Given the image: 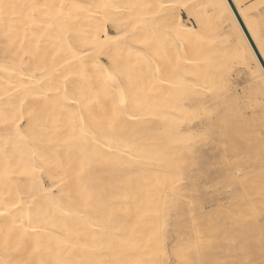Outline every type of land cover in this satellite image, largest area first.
<instances>
[{
	"label": "bare ground",
	"instance_id": "1",
	"mask_svg": "<svg viewBox=\"0 0 264 264\" xmlns=\"http://www.w3.org/2000/svg\"><path fill=\"white\" fill-rule=\"evenodd\" d=\"M232 1L246 31L256 44L257 26L253 22V15L242 9L241 0ZM62 2L87 6L99 3L100 0H0V98H7L6 101L0 99V111L5 108L6 103L17 105L24 100L25 115L31 111L37 118L41 115L45 118L50 116L53 124L58 125V129L53 127L47 139L40 144L29 138L8 139L0 134V264H16L17 261L28 259L55 261L60 257L53 238L60 235L65 224L73 223L72 218L62 217L58 211L47 213L46 209L42 210L44 196L39 187L33 184L31 174L36 165L43 163L41 153L51 157L59 150L65 157L70 156L73 164L78 159V148L75 144L61 143L72 131L69 114L74 111L71 107L62 110L61 105L71 104L73 86L78 82H69L67 101L60 100L56 89L60 86L62 76L77 70L79 64L88 65L90 75L95 73L102 77L103 69L94 63L93 49L79 44L77 36L87 37L94 34L101 22L108 20L104 26L106 35L115 40L122 33L112 27L111 20L114 18L122 22L120 27L136 24L138 37L147 35L159 23L154 14L159 13L163 17L173 11L169 8L161 10L158 8L159 4L185 3L192 7L175 11L179 12L185 28L197 33L200 31L202 39L195 41L196 37L193 38L191 33H188L179 45L169 41L168 55L172 58L181 57L178 68L165 72L167 82L156 84L151 93L131 109L140 119L125 120L121 124L122 140L117 144V151L111 155L103 154L102 160L92 161L91 178L106 189L108 210L113 215L108 235L115 242L114 247L124 249L123 259L134 260L147 256L148 253L140 251L139 246L155 227L166 223V238L168 241L173 239L170 243L182 238L195 242L197 229L205 232L202 239L211 243L202 249L204 259L225 261L228 264L249 257L259 261L264 248V218L259 215L261 209L259 210L258 206L262 200L257 201L256 197L259 195L245 198L243 193L248 190L245 181L248 174L243 172V178L237 175L238 170L244 169H226L225 176L230 184L228 188L227 185L222 186V192L219 188L215 189L220 190V193L211 198L214 203L210 209L202 203L199 187L195 193L191 191L197 155L204 156L215 144L213 139L197 143V127L193 123L198 121L199 127L205 131L208 122L193 119L194 109L203 104L209 105L211 100L213 110H217L216 105L221 104L223 100L221 88L224 89L225 79L230 76L225 75V68L214 69L204 60L210 41L222 31L225 32L223 23L215 26L209 22L211 10H217L219 6L214 0H109L140 6L129 7L116 16L99 17L93 14V10L88 9L79 13V19L74 15L67 22L64 18L55 19L58 9L53 7H39L35 10L24 7L52 6ZM146 5L152 7H145ZM228 13L234 29L232 35L235 37L239 28L247 36L229 0ZM262 15L264 13H261V18ZM262 19L264 21V17ZM249 22L255 23V27L252 24L249 29ZM47 23L53 26L48 28ZM62 24L70 27L74 33L71 39L78 48L77 55L81 57L79 64H66V61H72L73 57L64 47V41L60 39ZM104 39V36H100L101 41ZM232 40L235 41L239 57L242 59L243 49L238 40ZM248 42L252 45L249 40ZM199 46L204 48L199 50ZM119 48L123 49L122 43ZM110 50L115 52L118 49L116 45H111ZM100 63L107 65L104 58H100ZM262 67L263 65L257 62L255 67L251 65L248 70L255 74V79L258 76L256 73H260L255 83L264 95ZM94 83L99 84V81ZM209 89L211 91H208ZM197 92L203 99L194 104L193 96ZM202 94H209L212 98L208 100ZM24 127L25 125L21 124V128ZM24 135L27 137V133ZM189 140L192 143H189ZM98 151L103 153L102 149ZM44 184L48 187L49 181L45 180ZM180 197L184 199L180 200L177 210L174 207V198ZM29 204L32 205L31 209ZM263 211L264 209L262 213ZM92 218H97L95 213ZM193 221L196 222L195 229ZM224 245L229 247V254L218 249ZM33 247H39V252L33 253ZM109 255L104 253L105 257ZM74 258L102 257L77 250Z\"/></svg>",
	"mask_w": 264,
	"mask_h": 264
},
{
	"label": "snow or ice",
	"instance_id": "2",
	"mask_svg": "<svg viewBox=\"0 0 264 264\" xmlns=\"http://www.w3.org/2000/svg\"><path fill=\"white\" fill-rule=\"evenodd\" d=\"M139 6L100 0L99 3L87 6L62 2L52 6L25 5L24 7L33 10L39 7L44 9L53 7L58 9L55 19L64 18L67 22L74 15L76 19H79V13L88 9L93 10V14L99 17L100 15L116 16L129 7ZM221 6L227 13L228 0H222ZM145 7L152 6L146 5ZM191 7L186 3L159 4V9L169 8L173 11L163 17L159 13L154 14L159 23L152 32L140 37L136 34V24L120 27L122 22L115 18L111 20V25L122 33L115 40L106 35L104 26L109 22L108 20L102 21L95 29L94 34H89L87 37L78 35L79 44L93 49L92 59L96 65L103 69L102 77L95 73L90 75L89 66L79 64L81 57L77 55L78 48L74 46V41L71 39L74 33L70 27L63 24L60 26V39L64 41V47L73 57V60L66 61V64L69 66L73 62L79 64L77 70L62 76L60 86L56 89L60 100L67 101L69 82H78L73 86L71 104L61 105L62 110L66 107L74 109L69 114L72 131L61 143L64 145L75 144L78 148V159L73 164L71 157H65L59 150L51 157L41 153L43 163L33 168L31 180L34 185L39 187L44 196L42 210L46 209L47 213L58 211L62 217L72 218L73 223L65 224L60 235L53 238L60 258L55 261L28 259L17 261L16 264H228L225 261L202 258L203 247L210 244L211 241L202 239L206 233L198 229L195 242H189L186 238H174L175 243H170L165 235L166 223L155 227L145 242L139 246L140 251L148 253L147 256H141L134 260L123 259L124 249L114 247L115 242L108 235L113 215L108 210L106 189L100 187L99 182L91 178L92 161L94 159L102 160L103 154L111 155L117 151V144L122 140L121 124L125 120L140 119L131 109L142 98L150 94L156 84L167 82L164 77L165 72L175 71L178 68L181 57L172 58L168 55L169 41L179 45L185 34L191 33L193 38L199 35V33L185 28L179 12L175 11L176 9L183 11ZM65 12H67L66 17ZM30 15H32L31 12ZM46 26L51 28L53 25L47 23ZM251 28L252 24L249 22V29ZM253 35H255L254 32ZM100 36H104L105 39L101 41ZM234 39L238 40L243 49L242 59L245 65L251 64L255 67L257 62L264 65V26L261 27V31L256 37L255 45L249 44V38L239 28L236 30ZM121 43L123 49L119 48ZM111 45H116L118 50L111 51ZM100 58L106 59V66L100 63ZM262 72H264V67H262ZM95 81H99V84H95ZM0 99L6 101L7 98ZM193 103H198V97L195 95ZM24 104V100H21L17 105L5 104V108L0 111V134L8 139L12 137L29 138L37 144L43 143L52 132L53 127L58 129V125L53 124L50 116L45 118L44 115H41L40 118H37L31 111L25 115ZM193 119L208 122L207 130L202 131L198 137L202 141L210 139L213 134L229 135V118L221 116L219 111L210 110L207 104L194 109ZM21 124H24L25 127L21 128ZM261 124L262 141H264V115L261 117ZM25 133H27V137H25ZM189 143L192 141L189 140ZM99 149H102L103 153L98 151ZM261 152L259 191L262 200H264V147ZM237 175L240 178L244 177L243 171L238 170ZM45 180L49 181L48 187H45ZM239 182L238 180L237 183ZM198 186L199 178L194 176L191 191L195 193ZM254 187L253 185V189ZM182 199L184 197L174 198V207L177 210ZM28 207L31 209L32 205L29 204ZM93 213L96 214V219L92 218ZM165 219H167L166 214ZM193 227L196 228L195 221H193ZM77 250L99 255L102 258L76 259L74 255ZM32 252L38 253L39 247H33ZM106 252L110 254L107 257L104 256ZM113 252L117 254L111 255ZM231 264H264V248H262L259 261H254L249 257L246 260L231 262Z\"/></svg>",
	"mask_w": 264,
	"mask_h": 264
},
{
	"label": "rangeland",
	"instance_id": "3",
	"mask_svg": "<svg viewBox=\"0 0 264 264\" xmlns=\"http://www.w3.org/2000/svg\"><path fill=\"white\" fill-rule=\"evenodd\" d=\"M241 1L240 5L242 6L246 0ZM214 2L219 7H217V10H211L212 16L210 17L209 22L211 25L215 26L223 23V25H225V32L222 31L220 35L215 36V38L210 41L209 50H207L204 60L207 61L209 67L212 66L214 69L223 67L227 71L225 75H230L229 77L226 76V78H228L227 80L225 79V87L224 89L222 87V90L220 91L221 94H223V100L221 101V104L216 105V111H219L221 115L224 113L222 116H227L229 118L230 132L227 136L223 134H213V136L207 141L213 139L215 141L214 146L211 147L209 149L210 151H208L204 156L198 157V154L196 158L197 164L195 165L196 168L192 174L193 176L195 175V177L199 178V194L201 196L202 203L208 209H210V206L214 203L211 198H214L218 193H220L219 191L222 186L227 185L228 188L230 184V181L227 182L229 180L228 177L225 176V172L227 171L226 169L228 168L230 171L232 169H244V171H242L245 174H248L246 175L247 179L245 180L247 181L246 188H248V190L243 193L245 198L248 199V197L259 195L256 198L258 199V202H261L262 199H260L261 194L259 191V178L262 166L261 150L262 147H264V141H262L261 134V117L264 115V95L260 92V88H258L259 86L255 83L257 77H260V73H256L258 76H256L255 79V74L248 70V67L251 66V64L245 65L243 59L239 57V51L236 49L235 41L232 40L234 39V36L232 35L234 29H232L228 18L229 13H226L222 8V0H214ZM255 7L258 10L255 9ZM242 9L245 12L247 11L248 14L253 15V22L256 23L257 28L255 27V23L252 24H254L253 26L255 27L257 31L256 35L258 36L261 31V27L264 26V21L262 19L264 15H262L261 18V13H264V0H256L247 7L242 6ZM184 16L186 18V14H184ZM258 19L260 20V23ZM198 33L199 35L196 36L194 40L199 42L202 39V33L200 31H198ZM199 47V50L204 48V46ZM202 95L208 100L212 98H210L209 94ZM195 96L198 97V101L203 99L199 92H197ZM210 101L208 106H210L211 110H213L214 105L212 102L210 103ZM235 109L236 111H234ZM232 113L233 115H230ZM193 124L197 127V136L195 137L197 138V143H199L202 141L198 138L201 135L202 129L199 127L200 123H198V121ZM253 185L255 186L254 189ZM216 188H219L220 190L215 191ZM224 195L226 196V193ZM224 195L219 196L225 197ZM232 197L233 195L231 198ZM259 204V210L261 209V214L259 215H261L263 219V200L262 203ZM220 230L221 232L223 231L221 228ZM263 231L264 229H262V233H264ZM172 240L173 239L170 238L169 241L171 242ZM218 249H220V251H226L227 254L230 253L228 251L229 247L226 245L223 247L220 246Z\"/></svg>",
	"mask_w": 264,
	"mask_h": 264
},
{
	"label": "water",
	"instance_id": "4",
	"mask_svg": "<svg viewBox=\"0 0 264 264\" xmlns=\"http://www.w3.org/2000/svg\"><path fill=\"white\" fill-rule=\"evenodd\" d=\"M229 2H230V4H231L233 10L235 11L237 17L239 18V20H240V22H241L243 28L245 29V32H246V34H247V36H248V38H249V41L251 42L252 45H255V42L253 41L252 37L250 36V34L248 33V31H246L245 25H244V23H243V21H242L240 15H239V13H238V11H237V9H236V7H235L233 1H232V0H229ZM263 67H264V65H263Z\"/></svg>",
	"mask_w": 264,
	"mask_h": 264
},
{
	"label": "crops",
	"instance_id": "5",
	"mask_svg": "<svg viewBox=\"0 0 264 264\" xmlns=\"http://www.w3.org/2000/svg\"><path fill=\"white\" fill-rule=\"evenodd\" d=\"M256 0H246L243 4H242V6L243 7H247V6H249L250 4H252L253 2H255Z\"/></svg>",
	"mask_w": 264,
	"mask_h": 264
}]
</instances>
